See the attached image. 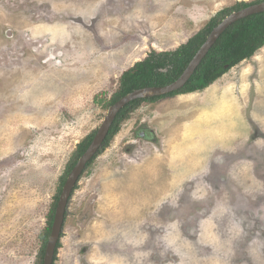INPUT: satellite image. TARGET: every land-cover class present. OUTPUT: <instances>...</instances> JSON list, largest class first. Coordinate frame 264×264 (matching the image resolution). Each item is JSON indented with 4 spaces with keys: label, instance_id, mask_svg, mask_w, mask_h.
<instances>
[{
    "label": "rangeland",
    "instance_id": "rangeland-1",
    "mask_svg": "<svg viewBox=\"0 0 264 264\" xmlns=\"http://www.w3.org/2000/svg\"><path fill=\"white\" fill-rule=\"evenodd\" d=\"M238 1L0 0V264H38L60 176L122 74ZM67 209L55 264H264V47L142 103Z\"/></svg>",
    "mask_w": 264,
    "mask_h": 264
},
{
    "label": "trees",
    "instance_id": "trees-1",
    "mask_svg": "<svg viewBox=\"0 0 264 264\" xmlns=\"http://www.w3.org/2000/svg\"><path fill=\"white\" fill-rule=\"evenodd\" d=\"M262 1L264 0H254L250 2L238 1L232 6L219 10L210 18L204 28L199 30L195 35L189 38L187 42L182 43L177 48L166 51H157L155 49L150 51L144 59L137 61L131 68L122 74L119 80V87L109 99L103 101L105 104L104 107L108 109L113 103L136 89L155 85H166L176 80L186 69L189 62L193 59L197 51L207 39L209 33L217 24L232 12ZM263 46L264 12L252 14L234 22L211 47L200 65L197 67L195 73L182 88L165 95L137 99L128 103L118 113L101 150L88 163L87 167H89L97 156L110 145L115 134L120 131L122 123L127 120L131 113L142 103L146 101H157L163 97L175 96L177 94L202 91L233 66L251 58ZM96 132L97 129L93 130L77 145L63 174L60 176V184L54 197V202L48 213L47 225L44 231L40 234L41 247L38 264H43L44 262L45 250L52 230L55 211L62 188L80 156L89 147ZM78 185L79 181L73 192L78 188ZM61 247L62 242L60 240L55 253V261L58 259Z\"/></svg>",
    "mask_w": 264,
    "mask_h": 264
},
{
    "label": "water",
    "instance_id": "water-1",
    "mask_svg": "<svg viewBox=\"0 0 264 264\" xmlns=\"http://www.w3.org/2000/svg\"><path fill=\"white\" fill-rule=\"evenodd\" d=\"M260 12H264V1L255 3L243 9L232 12L212 29L205 42L197 51L193 59L189 62L186 69L176 80L166 85H155L136 89L126 94L118 101L113 103L111 106H109V108L107 109V113L100 126L97 128V132L94 134L89 147L80 156L79 160L77 161L74 168L71 170L62 188V192L59 197V201L55 211L52 230L45 250L43 264L55 263V253L58 243L62 237L63 227L66 219V211L70 197L74 191L77 182L79 181V178L85 171L87 164L95 157V155L103 146L107 138V134L108 132H110V129L118 113L128 103L133 102L134 100L165 95L182 88L195 73L197 67L200 65L203 58L209 52L211 47L216 43L219 37L230 25L242 18Z\"/></svg>",
    "mask_w": 264,
    "mask_h": 264
},
{
    "label": "flooded vegetation",
    "instance_id": "flooded-vegetation-1",
    "mask_svg": "<svg viewBox=\"0 0 264 264\" xmlns=\"http://www.w3.org/2000/svg\"><path fill=\"white\" fill-rule=\"evenodd\" d=\"M151 132H152V130L149 129V127H145L144 129L143 128L140 129L139 133L137 132L138 133L137 136L141 139L146 140V141H154L152 138L153 134ZM138 146L134 145V148L130 147L131 151L136 152V150L138 149ZM140 147H141V145H140Z\"/></svg>",
    "mask_w": 264,
    "mask_h": 264
},
{
    "label": "clouds",
    "instance_id": "clouds-1",
    "mask_svg": "<svg viewBox=\"0 0 264 264\" xmlns=\"http://www.w3.org/2000/svg\"><path fill=\"white\" fill-rule=\"evenodd\" d=\"M242 1H243V0H242ZM245 2H250V1H245ZM252 5H253V4H252ZM249 6H250V5H249ZM236 11H237V10H236ZM224 32H225V31H224ZM263 47H264V46H263ZM263 47H262V48H263ZM208 87H209V86H208ZM196 92H200V91H196ZM189 93H195V92H189ZM184 94H187V93H184ZM177 95H183V94H177ZM177 95H175V96H177ZM169 97H171V96H169ZM173 97H174V96H173ZM165 98H166V97H165ZM101 148H102V147H101ZM100 150H101V149H100ZM100 150H99V151H100ZM96 155H97V154H96ZM96 155H95V156H96ZM87 165H88V164H87ZM86 169H87V167H86ZM86 169H85V170H86ZM83 173H84V172H83ZM82 175H83V174H82ZM80 178H81V177H80ZM80 178H79V179H80ZM73 193H74V192H73ZM69 201H70V200H69ZM67 208H68V207H67ZM67 212H68V209H67V211H66V217H67ZM65 221H66V219H65Z\"/></svg>",
    "mask_w": 264,
    "mask_h": 264
},
{
    "label": "bare ground",
    "instance_id": "bare-ground-1",
    "mask_svg": "<svg viewBox=\"0 0 264 264\" xmlns=\"http://www.w3.org/2000/svg\"><path fill=\"white\" fill-rule=\"evenodd\" d=\"M210 126V125H209Z\"/></svg>",
    "mask_w": 264,
    "mask_h": 264
}]
</instances>
